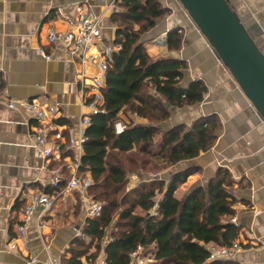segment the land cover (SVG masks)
I'll return each mask as SVG.
<instances>
[{"label": "crops", "instance_id": "obj_1", "mask_svg": "<svg viewBox=\"0 0 264 264\" xmlns=\"http://www.w3.org/2000/svg\"><path fill=\"white\" fill-rule=\"evenodd\" d=\"M121 1L0 0V264H26L30 258L29 264H62L70 256L74 239L85 238L82 228L87 217L80 196L77 191H64L70 177L66 166L70 158L64 141L70 132L76 134L84 129L81 118L89 113V108L83 92V74H94L95 67L70 55L61 42L49 43L47 33L51 28L67 30L66 20L75 17V6L85 5L98 16L103 40L118 44L115 39L121 29L119 14L124 11ZM164 1L172 14L168 21L167 16L157 20L153 34L142 38L144 49L151 57L161 54L159 57L165 58L167 49L158 41L166 31L180 33L184 36L183 47L173 56L187 63L181 85L200 79L207 86L200 103L174 110L168 128L182 123L191 125L208 115L217 117L220 123L209 150L167 166L170 175L196 168L174 195L184 197L192 188L206 186L219 167L226 168L234 180V217L244 245L233 262L264 264V120L179 2ZM230 3L264 53V0ZM9 100H35L58 109L54 117L47 119L52 125L47 139L52 141L58 132L62 135L56 140L63 146L60 154L42 156V148L34 138L36 118L9 108ZM119 118L124 124L145 122L125 107L119 111ZM86 175L91 178L89 172ZM55 176L60 178L57 188L49 184ZM138 182L127 178L126 187ZM56 189L63 192L57 195L53 210L43 218L42 228H37L35 222L30 225L24 244L16 226L28 196L38 190L51 193ZM88 255L81 257L83 264L92 263Z\"/></svg>", "mask_w": 264, "mask_h": 264}, {"label": "trees", "instance_id": "obj_2", "mask_svg": "<svg viewBox=\"0 0 264 264\" xmlns=\"http://www.w3.org/2000/svg\"><path fill=\"white\" fill-rule=\"evenodd\" d=\"M163 1H121L124 11L119 14L121 29L115 39L120 49L106 74L105 113L91 115L80 162V170L91 175L89 193L103 201V207L98 216L86 218L85 238L74 239L70 256L62 264H83L81 257L88 252L92 262L105 234L109 235L103 247L105 264H130V254L139 245L151 247L154 261L148 264H235L210 261L207 250L209 243L229 246L240 235V226L231 221L236 198L234 180L226 168L219 167L206 186H196L180 198L174 192L195 167L173 172L166 185L155 180L125 189L129 173L176 164L209 150L220 129L217 117L202 116L189 127L180 124L162 132L158 150L152 149L158 125L169 117L168 106L198 104L207 92L200 79L181 85L187 68L184 60L152 58L143 47L142 36L169 11ZM181 36L169 30L168 49H179ZM124 107L145 122L125 123L124 130L116 133L114 122L121 120L119 111ZM158 192H162L160 217L154 218L149 210Z\"/></svg>", "mask_w": 264, "mask_h": 264}, {"label": "built area", "instance_id": "obj_3", "mask_svg": "<svg viewBox=\"0 0 264 264\" xmlns=\"http://www.w3.org/2000/svg\"><path fill=\"white\" fill-rule=\"evenodd\" d=\"M66 21L68 28L63 32H59L54 28L49 29L47 33L48 42H61L70 55L79 57L83 63H92L95 67V73L92 75L83 74L82 81L85 88L83 92H85V102L89 108V113L81 118V125L84 129L76 134L70 132L65 140L66 142L64 141L66 143L64 149L69 152L70 158L69 162L66 163L70 171V177L66 181L64 191H77L86 217L93 218L101 213L103 201L95 199L89 193L92 179L86 175V172L80 170V162L84 152V142L87 140L85 130L90 125L91 115L105 113L103 89L105 87L106 74L112 63L113 54L120 49V44L113 45L103 40L98 16L90 8H86L85 5H76L75 17L67 18ZM165 39L166 35L164 33L161 43H165ZM44 56L46 58L49 57L45 54ZM7 106L14 110L27 112L36 118L37 124L34 127V138L42 148L43 157L48 158L60 154L63 146L56 140L62 138V135L58 132L53 134L54 138H52V141L47 139L52 128L47 119L51 116L54 117L58 111L54 105L42 106L35 100H9ZM124 128L125 124L121 120L114 122L116 133H121ZM127 178L132 181L139 180L137 173H131ZM59 183L60 178L57 176L49 181V184L55 188L59 186ZM130 189H132V186L128 184L126 190ZM62 190L56 189L51 193L38 190L30 193L17 217L16 230L24 244H26V234L30 225L35 222L37 228H42L43 218L53 210L56 197L63 192ZM159 200V198L155 197L154 204L149 210V214L154 218L160 217ZM231 221L238 225L235 218H232ZM108 240L109 235L105 234L101 241V250L91 264H105L106 255L103 247ZM243 247L244 245L238 239L234 240L229 246L207 245L208 260H234L237 252ZM148 249L149 251H147ZM150 249L140 245L137 246L135 251L130 254V264H148L153 262L154 257ZM31 261L32 258L26 264Z\"/></svg>", "mask_w": 264, "mask_h": 264}, {"label": "water", "instance_id": "obj_4", "mask_svg": "<svg viewBox=\"0 0 264 264\" xmlns=\"http://www.w3.org/2000/svg\"><path fill=\"white\" fill-rule=\"evenodd\" d=\"M177 1L264 120V53L230 0Z\"/></svg>", "mask_w": 264, "mask_h": 264}, {"label": "rangeland", "instance_id": "obj_5", "mask_svg": "<svg viewBox=\"0 0 264 264\" xmlns=\"http://www.w3.org/2000/svg\"><path fill=\"white\" fill-rule=\"evenodd\" d=\"M165 3V1H163V4ZM179 6H181L180 5V3H179ZM167 8H168V6H167ZM181 8H183L182 6H181ZM169 9V8H168ZM184 10V9H183ZM171 10L169 9V11L167 12V14L165 15V16H167V21H168V18H169V16L172 14L171 12H170ZM186 12V11H185ZM187 14V13H186ZM165 16L163 17V18H160V19H164L165 18ZM153 30L151 29V30H149L148 32H146L145 34H144V36L142 37V38H144V37H148V36H151L152 34H153ZM180 32V31H179ZM150 33V34H149ZM150 38V37H149ZM151 39V38H150ZM162 38H160V41H158V42H162V40H161ZM183 39H184V36H181V44H180V48L179 49H175V50H173V49H168V47L166 46V41H165V43H161L160 45H161V47H163L165 50L167 49V57H165V58H167V59H179L177 56H173L174 55V53L175 52H178V51H180L181 49H182V47H183ZM166 40V39H165ZM159 48V47H158ZM156 53L158 54V51H156ZM160 56H162L161 54H159ZM159 55L158 56H153L152 58H161V57H159ZM88 82V81H87ZM189 107H191V105H186V106H183V107H175V106H168V109H169V117L166 119V120H164V121H162L158 126H159V131L158 132H156L155 134H154V139H155V145L153 146V151H157L158 150V146H159V143H160V136H161V134H162V132H164V131H166V130H168V129H170V128H168V126L170 125V123H169V118L171 117V115L173 114V112H174V110H176V109H178V110H185V109H187V108H189ZM123 122V121H122ZM182 124H184L186 127H189L190 126V124H186V123H182ZM177 125V124H176ZM176 125H173V126H176ZM178 125H180V124H178ZM171 126V125H170ZM172 126V127H173ZM171 127V128H172ZM136 174V173H135ZM137 175H138V178H139V182H138V184H136L135 186H133L132 188H135V187H137L138 185L140 186L141 184H143V183H146V184H149V183H151V182H154L155 180H163L164 182H165V185L167 184V182H168V179H169V177H170V174L167 172V165L166 166H156L155 168H153V167H149V168H143V169H141L140 170V172L139 173H137ZM181 186V185H180ZM179 186V187H180ZM178 187V188H179ZM161 196H162V192H158L157 194H156V198H161ZM232 218H235V217H232ZM235 221L237 222V220H236V218H235ZM240 242H241V240H240V235H239V239H238ZM242 243V242H241ZM211 244H213V243H209V244H207V245H211ZM151 248V247H150ZM151 250V249H150ZM147 251H149V249L147 250ZM228 261H233V260H228Z\"/></svg>", "mask_w": 264, "mask_h": 264}]
</instances>
